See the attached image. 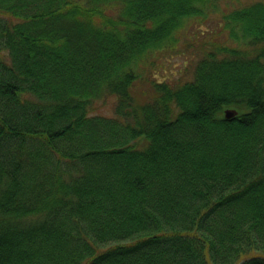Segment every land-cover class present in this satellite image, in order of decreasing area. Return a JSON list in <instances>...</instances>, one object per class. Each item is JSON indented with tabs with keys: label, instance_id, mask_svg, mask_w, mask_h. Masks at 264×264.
Here are the masks:
<instances>
[{
	"label": "trees",
	"instance_id": "16d2710c",
	"mask_svg": "<svg viewBox=\"0 0 264 264\" xmlns=\"http://www.w3.org/2000/svg\"><path fill=\"white\" fill-rule=\"evenodd\" d=\"M217 1L0 0V264H264V0L162 63Z\"/></svg>",
	"mask_w": 264,
	"mask_h": 264
},
{
	"label": "rangeland",
	"instance_id": "374dc122",
	"mask_svg": "<svg viewBox=\"0 0 264 264\" xmlns=\"http://www.w3.org/2000/svg\"><path fill=\"white\" fill-rule=\"evenodd\" d=\"M253 1L257 0H218L216 5L211 6L204 15L203 18L201 17H194L189 18L187 25V29L182 31L184 34L180 38L178 44L176 45L177 52H172V49L168 50L169 53H166V59L162 58V63L164 64V68L168 70L175 69L177 67H183L184 60L188 59L189 57L192 59V55L198 51V49L194 47L185 48L182 45V40L186 39L192 32L197 33L199 32L200 39L203 38L204 40H208V43L212 40V36L210 33H214V36L221 38L222 42H229L231 44H236L237 42L233 39L228 37L227 31L223 30V14L228 12L229 10L243 6L245 4H249ZM201 28V30H196ZM199 41L195 42L197 45ZM189 56V57H188ZM167 73V72H166ZM112 99L108 98L104 102L100 101L96 104V112L107 114L110 112V108L112 106Z\"/></svg>",
	"mask_w": 264,
	"mask_h": 264
},
{
	"label": "water",
	"instance_id": "95a60500",
	"mask_svg": "<svg viewBox=\"0 0 264 264\" xmlns=\"http://www.w3.org/2000/svg\"><path fill=\"white\" fill-rule=\"evenodd\" d=\"M236 113H237V111L234 108H225L224 109V116H225V118L232 117Z\"/></svg>",
	"mask_w": 264,
	"mask_h": 264
}]
</instances>
